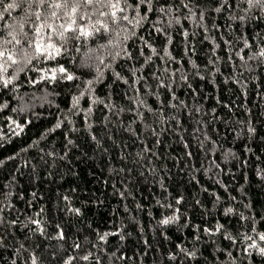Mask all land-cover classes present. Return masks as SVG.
<instances>
[{
  "label": "trees",
  "instance_id": "obj_1",
  "mask_svg": "<svg viewBox=\"0 0 264 264\" xmlns=\"http://www.w3.org/2000/svg\"><path fill=\"white\" fill-rule=\"evenodd\" d=\"M167 2L181 23L166 34L129 24L120 36L69 40L54 58L29 49L31 63L8 67L0 264L33 254L62 264L81 254L75 243L92 257L74 264H264V10L235 0L216 13L223 0H191L193 17ZM61 66L73 80L49 78ZM60 229L67 239L51 238Z\"/></svg>",
  "mask_w": 264,
  "mask_h": 264
},
{
  "label": "snow or ice",
  "instance_id": "obj_2",
  "mask_svg": "<svg viewBox=\"0 0 264 264\" xmlns=\"http://www.w3.org/2000/svg\"><path fill=\"white\" fill-rule=\"evenodd\" d=\"M180 2L188 13H191L193 17L196 15L193 9L189 7L191 0H187V2L180 0ZM242 3L247 5L243 9L245 13L254 7L264 10V0H242ZM225 6L235 8V0L231 5L228 4V0H223V3L215 7L214 11L220 13ZM129 9L132 12L131 16L128 14ZM15 11H18L20 15L12 17V13ZM178 11L179 6H174L168 3L167 0L162 4L159 3V0H131V2L130 0H0V33L6 32V35H0V83L4 87L11 83L10 79L4 78L8 67L11 65L31 63L33 57L29 53V49H34L41 56L46 55L48 58H54L61 53L62 49H66L69 40H88L101 33L120 36L121 32H127V25L130 24L136 27L145 22L151 23L156 33L166 34V29L181 23L179 15L176 14ZM6 14L14 22H10L6 18ZM153 15L156 16L154 22L151 19ZM199 16L200 21H203L204 13L200 12ZM188 18L187 15L184 17V19ZM232 18L237 19L236 17ZM238 19L243 21L245 16H239ZM157 24H162L163 27H157ZM26 27L28 28L27 31L25 30ZM187 34V32L184 33L185 36ZM109 43L111 44L112 41H109ZM145 44H147V41H145ZM113 46L116 47L118 44ZM100 47L103 48L104 45H100ZM148 47L151 48L153 54H156L157 50L155 48H152L151 45H148ZM164 54L168 55L167 50ZM119 55L120 52L117 51L115 56ZM258 55L264 58V49ZM57 72L65 74L66 79L69 81L74 79L71 74L66 73V69L62 66L53 69L49 78L55 80ZM91 84L92 81H88L89 87H91ZM163 86L161 84V87ZM79 99L80 97H74V106L78 105ZM60 126L59 123L56 125L57 128ZM17 127L21 126L17 125ZM21 131H23L22 127ZM68 143L71 144L72 141L69 140ZM177 203H180V201L177 200ZM74 211L76 214L80 213L79 209ZM227 211L231 212L232 209ZM174 219L175 217L164 218L160 223L167 226ZM31 223L39 229L41 234L44 233V229L40 227V221L32 220ZM57 228L59 229V225H57ZM205 231L208 230L205 229ZM217 231H219V228ZM108 235L110 233L100 235L99 240L105 242ZM111 235H118V233H111ZM51 238L67 239L62 229ZM246 239L250 240L251 237H246ZM259 239L264 241V233L259 235ZM2 244L3 241L0 240V246ZM249 247L256 248L257 245L253 242ZM21 248H23V245H21ZM73 250L81 252V254L77 256L72 252H68L67 255L61 257L62 264H74L77 260L90 261L92 253L82 252L81 244L75 243ZM182 251H185L190 258L196 255L195 252L189 253L186 249H182ZM259 253L264 256V247L259 248ZM52 257L55 259L56 253H53ZM29 259L30 264H38V257L35 254L31 255ZM13 264H15V261ZM95 264H100L99 259L95 261Z\"/></svg>",
  "mask_w": 264,
  "mask_h": 264
}]
</instances>
